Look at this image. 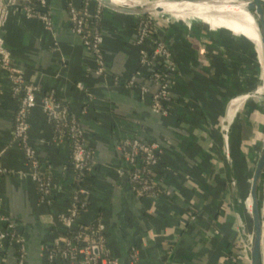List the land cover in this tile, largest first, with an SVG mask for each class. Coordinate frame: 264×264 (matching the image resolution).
<instances>
[{"label":"crops","instance_id":"1","mask_svg":"<svg viewBox=\"0 0 264 264\" xmlns=\"http://www.w3.org/2000/svg\"><path fill=\"white\" fill-rule=\"evenodd\" d=\"M122 1L126 7L144 9L151 0ZM90 2L93 8L96 2ZM47 3L50 29L22 11H11L2 35L13 62L23 69L25 81L35 83L39 94L54 90L77 117L85 145L95 154L97 164L92 171L89 203L80 212V220L89 221L95 214L102 216L106 223V246L118 264H131V247L137 251L135 264H164L158 259H164L167 253V264H235L230 255L237 233H241L235 216L241 200L238 203L236 197L243 199L248 195L249 181L242 194L241 181L236 192L230 176L236 170L242 181L250 178L262 150L264 105L260 94H254L259 97L257 102L243 101L244 98L237 100L239 103L235 101L240 106L242 121L231 127L229 154L233 167L223 152L219 118L227 113L234 99L253 87L258 76L259 71L253 80L256 65L249 70L244 66L252 53L255 58L253 42L234 33L229 26L216 27V23L194 12L189 13L200 19L181 17L184 13L171 18L161 34L180 73L168 77L171 108L163 115L151 109L149 97H140L141 85L154 89L147 69L135 77L133 86L122 83L138 67L133 43L136 20L103 9L100 28L107 66L103 79L94 73L91 53L70 30L65 0ZM201 50L207 60L201 59ZM76 82L81 83V89L75 86ZM17 102L6 75L2 74V210L23 237L27 264H47L45 243L60 231L55 217L66 209L74 185L70 147L65 138L54 137L37 97L29 116V141L38 158L50 162L54 181L50 202H39L34 183L26 174L28 164L21 147L10 137ZM250 108L259 112L250 113ZM254 122L256 127L252 128ZM123 136L157 140L163 145L157 170L172 191L171 198L133 195L125 172L121 173L125 163L117 144ZM188 207L195 210L192 220L185 213ZM243 214L249 228L247 207ZM16 251L12 244L0 247V264H15ZM261 255L264 264V228Z\"/></svg>","mask_w":264,"mask_h":264},{"label":"built area","instance_id":"2","mask_svg":"<svg viewBox=\"0 0 264 264\" xmlns=\"http://www.w3.org/2000/svg\"><path fill=\"white\" fill-rule=\"evenodd\" d=\"M90 0H65L66 11L71 32L76 35L82 46L88 49L94 59V73L98 77L107 71L102 52L103 34L100 28L103 7L95 4L92 8ZM11 11H22L26 17L36 18L46 29L51 28L49 7L47 0H0V89L2 74H5L9 89L17 98V106L12 117L10 128L11 140L17 143L27 161V175L34 183L38 201L49 203L54 188L51 164L41 161L35 148L29 141V116L40 98V110L53 131L55 138H65L70 147V159L73 172V190L69 194L66 209L59 212L55 219L61 229L45 243L47 264H118V260L107 248L106 223L102 216L95 214L89 221H81L80 212L88 205L91 193L90 186L85 182L87 175L93 171L97 159L92 149L85 145L83 129L77 117L69 110L66 103L61 101L54 90L39 94V88L33 82H26L21 67L13 62L10 50L7 48L2 35L3 27ZM170 20L165 19L164 21ZM163 21V20H162ZM167 23V22H166ZM165 25L161 21H137L134 45L138 54V67L130 77L124 79V86L134 85V79L140 72L147 69L150 84L139 87L140 97H149V104L153 111L167 115L170 112L171 84L170 75L179 74V69L173 57L170 46L162 38ZM78 89L82 88L76 82ZM227 115L220 124L221 141L226 159L229 158ZM118 148L125 163V172L130 189L137 198H157L164 196L171 198L172 191L162 182L157 166L164 152L163 145L157 140L140 139L136 136H123L118 140ZM5 167L0 164V179ZM24 176V173H20ZM82 194L83 199L78 200ZM247 207V206H246ZM186 210L187 216L195 215L194 208ZM260 216L264 228V175L260 190ZM12 244L16 247L15 264H27L23 237L16 231L14 223L2 210L0 188V247ZM231 260L237 264H250V234L241 229L236 241L233 242ZM129 259L131 264L137 260L136 248L131 247ZM169 256L158 259L165 263Z\"/></svg>","mask_w":264,"mask_h":264},{"label":"water","instance_id":"3","mask_svg":"<svg viewBox=\"0 0 264 264\" xmlns=\"http://www.w3.org/2000/svg\"><path fill=\"white\" fill-rule=\"evenodd\" d=\"M97 4L107 9L117 15L124 17H129L136 21H161L169 18L176 17L181 13H189L193 10L197 11L199 4L202 3H212L215 0H183V3H186L180 7H171L168 9L155 8L148 10H135L130 8H122L116 5H113L107 0H94ZM259 7L264 11V0H253ZM173 8V9H172ZM260 44L262 46L263 53V63L259 73V85L261 86L260 98L264 105V22L260 27ZM264 175V144L262 150L255 162L252 174L249 180L248 187V205L247 213L249 218V234H250V264H263L262 255H261V237H262V225H261V216H260V190L261 182ZM169 259L165 261L164 264H167Z\"/></svg>","mask_w":264,"mask_h":264},{"label":"bare ground","instance_id":"4","mask_svg":"<svg viewBox=\"0 0 264 264\" xmlns=\"http://www.w3.org/2000/svg\"><path fill=\"white\" fill-rule=\"evenodd\" d=\"M107 1H109L113 5L122 8L139 10L134 7H126L123 4L122 0H107ZM146 1L148 2V0ZM182 1L183 0L167 2L164 0H151L148 2L150 7H146V8H149L148 10H152L155 8L168 9L171 7H180L186 4L183 3ZM197 6H198V10L197 11L193 10L191 12L196 13L197 15H199L208 22H212V23L222 22L228 25L234 33L243 35L244 37H246V39L248 38L250 41L253 42L254 45L253 51L255 52V60L259 71L258 76L255 79V81L252 83L253 87L250 88V90H246L244 93H242V96H239L237 97V99H234L232 102V106H234L236 102H238L237 100H240L246 95L260 94L261 86L258 84L257 80L259 79V73L263 63L262 60L263 53L259 38H260V27L261 24L264 22V11L253 0H215L210 4L202 3Z\"/></svg>","mask_w":264,"mask_h":264},{"label":"rangeland","instance_id":"5","mask_svg":"<svg viewBox=\"0 0 264 264\" xmlns=\"http://www.w3.org/2000/svg\"><path fill=\"white\" fill-rule=\"evenodd\" d=\"M171 2H173V1H171ZM146 7H150L149 6V3H146V5H144V8H146ZM149 9V8H148ZM187 15H189V16H195V17H197V18H199L200 19V17L199 16H197L196 14H193V13H184V14H182V15H180L181 17H184V16H187ZM171 19V18H170ZM202 20V19H201ZM170 20H167V21H162L161 20V22H162V24H164L165 26L163 27V29L165 28V27H167L166 25H167V23L166 22H169ZM202 21H204V20H202ZM204 22H206V21H204ZM207 23V22H206ZM216 27H225V28H228V25H226V24H224V23H222V22H219V23H216V25H215ZM162 29V30H163ZM229 29V28H228ZM251 47V49L253 48L252 47V45L250 46ZM249 47V48H250ZM251 52H253V51H251ZM201 54H202V56H200V52L198 53V55L201 57V59H205V60H207L208 58L206 57V56H204L205 55V53L203 54V51L201 50ZM248 66L246 69L247 70H249V68L250 67H252L253 68V66L254 65H256V71H255V73H254V75H253V80L255 79V77L257 76V72H258V67H257V64H256V60H255V58H254V53H252L251 55H250V57H249V59H248V61L245 63V65L244 66ZM234 72V71H233ZM254 82V81H253ZM252 82V83H253ZM249 84H250V82H249ZM244 93V92H243ZM244 99H243V101H247V100H252V101H254V102H257V101H259V97L257 96V95H254V94H252V95H248V96H244L243 97ZM239 103V102H238ZM237 103L234 105V106H231L230 105V109H228V111H227V113H226V115H227V117H226V119H225V122H226V124L228 125L227 127L229 128L228 129V142H229V139H230V136L232 135L231 133H232V131H231V127H232V125H233V123H235L236 121H242L241 120V118H242V115H241V110H240V106L239 105H237ZM257 112H259V111H257L256 109H254V108H250V113H255V114H257ZM224 116H225V114H222L221 115V117L219 118V122H220V124H221V122H222V119H224ZM256 122H254L253 123V127L252 128H255L256 126ZM220 131V130H219ZM219 134L221 135V131L219 132ZM228 155H229V158L227 159L230 163H232V160L230 159V154H229V149H228ZM232 165V167H233V163L231 164ZM250 166V168L253 166V162H252V164H250L249 165ZM231 178H230V183H231V185L233 186V188L235 187V191L236 192H238L237 191V184L239 183L238 181H241V183H242V190H241V193L242 194H244L245 193V191H247V190H245L246 189V183H248V181L250 180V178H246V180L245 181H242L241 180V177H240V174H238V172H236V170H233V172H232V176H230ZM239 188V187H238ZM237 199V201H238V203H239V201L241 202V208L240 207H238L237 209H236V211H235V216H236V219L238 220V223H239V228H243V226L245 225V227H244V231H246V233H248L249 232V228H248V222H247V220H246V215H244L243 214V212L245 213V211H246V206L248 205V196L246 195L245 197H243V199H239V197H236ZM245 199V200H244ZM191 208L190 207H188V210H190ZM191 211V210H190ZM193 214L189 217L190 218V220H192V218H193ZM245 220H246V223H245ZM243 225V226H242ZM237 235H238V233H237ZM234 248V247H233ZM233 252H234V250H233ZM235 264H237V263H235Z\"/></svg>","mask_w":264,"mask_h":264},{"label":"trees","instance_id":"6","mask_svg":"<svg viewBox=\"0 0 264 264\" xmlns=\"http://www.w3.org/2000/svg\"><path fill=\"white\" fill-rule=\"evenodd\" d=\"M71 165V164H70ZM71 167V166H70ZM72 168V167H71ZM93 178H94V173L90 172L87 177L85 178V182L88 184V186L91 185V183L93 182ZM83 199V195L82 194H79L78 195V200H82ZM230 252V251H229ZM232 253H233V245H232ZM231 253V254H232ZM230 254V253H229ZM232 255H230V258H231Z\"/></svg>","mask_w":264,"mask_h":264}]
</instances>
